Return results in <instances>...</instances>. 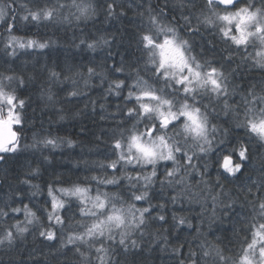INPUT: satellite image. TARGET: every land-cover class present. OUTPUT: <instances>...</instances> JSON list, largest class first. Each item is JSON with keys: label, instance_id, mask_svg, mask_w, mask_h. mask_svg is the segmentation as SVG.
Masks as SVG:
<instances>
[{"label": "snow or ice", "instance_id": "snow-or-ice-1", "mask_svg": "<svg viewBox=\"0 0 264 264\" xmlns=\"http://www.w3.org/2000/svg\"><path fill=\"white\" fill-rule=\"evenodd\" d=\"M0 264H264V0H0Z\"/></svg>", "mask_w": 264, "mask_h": 264}]
</instances>
